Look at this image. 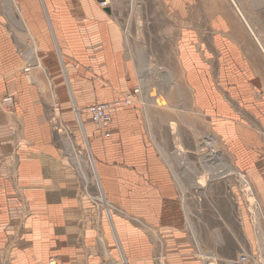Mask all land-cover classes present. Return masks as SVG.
I'll return each mask as SVG.
<instances>
[{"label":"crops","instance_id":"0c3cea01","mask_svg":"<svg viewBox=\"0 0 264 264\" xmlns=\"http://www.w3.org/2000/svg\"><path fill=\"white\" fill-rule=\"evenodd\" d=\"M100 1L0 0V264H203L182 231L180 183L138 105L113 111L106 138L96 127L88 134L77 115L87 164L54 131L51 100L66 97L63 79L75 109L146 82L141 51L139 72L127 56L114 0ZM167 2L181 19L177 57L193 102L264 201V77L240 43L242 23L203 0ZM67 155L87 188L97 184L101 205L108 199L129 216L100 212ZM134 219L158 227L163 247Z\"/></svg>","mask_w":264,"mask_h":264},{"label":"rangeland","instance_id":"374dc122","mask_svg":"<svg viewBox=\"0 0 264 264\" xmlns=\"http://www.w3.org/2000/svg\"><path fill=\"white\" fill-rule=\"evenodd\" d=\"M167 1L165 4L163 0H114V13L124 29L125 36L126 28L129 22L131 23V30L127 29L132 43V50L127 52L128 58L134 61L138 72L141 68V62L136 57L139 51L146 53L151 63L144 72L146 78L144 85L149 91V97L141 86H136L140 87L141 94L144 92L145 97L143 99L139 95L131 105L127 106L138 105L141 108L151 140L157 141L164 149L166 153L164 157L167 156L174 165L175 174H180V184L183 187H180L174 178L180 188L179 214H181L182 231L189 238L191 255L199 257L203 264H212L214 260L212 258L215 257L216 264H237L235 261L242 253L254 255L264 262V201L251 177L238 168L225 143L213 132L206 116L193 102L191 93L182 79L177 57V36L181 19L172 11ZM237 1L264 44V0ZM207 3L212 5L214 11L215 8L223 10L226 7L239 17L243 26L239 36L240 43L246 55L264 77V53L231 0H203L204 5ZM139 79L141 81L140 73ZM59 85L66 90V97L58 94L51 100L54 105L52 119L54 131L59 141H69V138L75 141V145L70 144L73 152L78 158H82L80 162L87 164L89 151L84 139L86 130L85 133L82 131L78 117L82 123L84 120L88 134L91 135V132L94 134L96 126L86 111L88 107L79 106L76 111L66 79L59 82ZM146 114L149 115L151 124L148 123ZM111 132L110 127L108 135H104L102 131L101 135L106 138ZM202 137L208 138L209 142L214 144L222 160L216 161L212 158ZM65 160L78 173L84 192L91 196L100 212L106 213L111 218L116 210H119L125 216H129L124 210L117 209L108 199L109 205H101L93 197L99 192L97 184L92 183L87 188L68 155ZM231 168L249 177L258 199L251 200L247 192L248 186L239 175L228 171ZM217 174L218 179L205 181L207 176ZM89 176L93 178L91 166ZM181 188H185L186 192L181 191ZM255 205H261L258 209L261 226L256 222ZM134 221L154 235L156 243L163 247L166 242L158 227L147 224L143 219H134ZM189 224L194 228L198 245L189 229ZM201 251L211 258L204 260L200 256ZM160 262L167 264L162 257Z\"/></svg>","mask_w":264,"mask_h":264},{"label":"built area","instance_id":"2783aa9c","mask_svg":"<svg viewBox=\"0 0 264 264\" xmlns=\"http://www.w3.org/2000/svg\"><path fill=\"white\" fill-rule=\"evenodd\" d=\"M100 5L104 8L109 7L111 5V0H101ZM29 70L30 66H27L25 71ZM139 95H141V89L140 87H135L130 91H127L124 94V98L121 100L95 103L86 108V111L90 114L95 126L102 131L104 135H108L113 122V111L117 108L131 105ZM1 101L7 109L11 110L15 105L16 99L14 96H7ZM235 262L237 264H264L263 260H259L254 255L252 256L249 253L240 254ZM56 263L55 259H51L50 264Z\"/></svg>","mask_w":264,"mask_h":264},{"label":"bare ground","instance_id":"6f19581e","mask_svg":"<svg viewBox=\"0 0 264 264\" xmlns=\"http://www.w3.org/2000/svg\"><path fill=\"white\" fill-rule=\"evenodd\" d=\"M231 2L233 3V5L237 8V10L240 12V14H241V16L244 18V20H245V22L247 23V25H248V27H249V29L252 31V33H253V35L256 37L255 39L257 40V42L260 44V46H261V48H262V50L264 51V44L261 42V40H260V38L258 37V35L256 34V32H255V30L253 29V27L251 26V24H250V22H249V20H248V18H247V16L245 15V12H244V10L242 9V7H241V5L239 4V2L237 1V0H231ZM127 29L128 28H126V39H127V43L129 44V46H130V48H131V50H132V45H131V41H130V38H129V31H128V33H127ZM133 55H134V53H133ZM140 55H142V58L144 59L143 60V62L146 64V65H150L151 63H149L150 62V58H149V56H147V55H144L143 54V52H140ZM136 57H137V55H136ZM141 58V57H140ZM153 65V64H152ZM147 68V67H146ZM144 78V77H143ZM143 83V81H141V85H142V89L144 90V92L148 95V97H149V91H148V89L146 88V86L145 85H143L142 84ZM132 89V88H131ZM144 92H142V94H141V96H142V98L144 99V97H145V94H144ZM137 101V100H136ZM144 103H146V102H144ZM148 107V106H147ZM148 110V109H147ZM147 115V121H148V123L149 124H151V121H150V117H149V115L148 114H146ZM203 138V137H202ZM203 139H205V138H203ZM207 139V140H206ZM205 139V141H204V145H206V146H208V148H209V152H210V154L212 155V158L214 159V160H216V161H220V159H221V156H220V154L218 153V151L217 150H215V148H214V144H212V143H210L209 141L210 140H208V138H206ZM155 143H156V145H157V147H158V149H159V151L162 153V155H166V153H165V151H164V149L157 143V141H154ZM159 142V141H158ZM161 144V143H160ZM163 146V145H162ZM167 151V150H166ZM166 158H167V160L169 161V164L171 165V168L173 169V171H174V165L173 164H171L170 163V159L166 156ZM222 160V159H221ZM228 171H230V173H234V174H237V175H239L240 176V178H241V180L244 182V183H246V185L248 186V193H249V196H250V198H251V200H253V201H255L256 199H258L257 197H256V194H255V189H254V191H253V184H252V181L249 179V177H246L244 174H242V173H240V172H238L236 169H234V168H231L230 170H228ZM174 174H175V171H174ZM180 175V174H179ZM177 173L175 174V176L177 177V179H178V181H179V183H180V176H179ZM219 178V176H218V174L217 175H209V176H207L206 178H205V181H208V180H214V179H218ZM181 185V184H180ZM181 187H183V186H181ZM182 190H183V192L185 193L186 192V190H185V188H182ZM260 202V201H259ZM254 204H256V203H254ZM260 206L261 205H255V207H256V222H257V224L259 225V226H261V219H260V215H259V212H258V209L260 208ZM189 229H190V231L192 232V234H193V237H194V239H195V241H196V244L198 245V239H197V237H196V234H195V232H194V228L192 227V225L191 224H189ZM260 230H261V228L260 229H258V231L260 232ZM262 251H263V249H262ZM201 253V257L204 259V260H208V259H210L211 257L209 256V255H207V254H205V253H203V251H201L200 252ZM214 257V256H213ZM212 259H214L213 261H212V264H216L217 263V259H216V257L215 258H212ZM230 264H233V263H230Z\"/></svg>","mask_w":264,"mask_h":264}]
</instances>
